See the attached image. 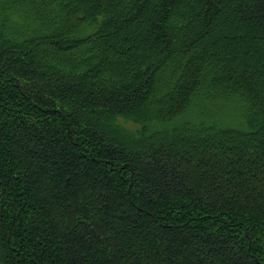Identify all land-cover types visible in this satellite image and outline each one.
Wrapping results in <instances>:
<instances>
[{
  "label": "trees",
  "instance_id": "16d2710c",
  "mask_svg": "<svg viewBox=\"0 0 264 264\" xmlns=\"http://www.w3.org/2000/svg\"><path fill=\"white\" fill-rule=\"evenodd\" d=\"M0 264H264V0H0Z\"/></svg>",
  "mask_w": 264,
  "mask_h": 264
},
{
  "label": "rangeland",
  "instance_id": "374dc122",
  "mask_svg": "<svg viewBox=\"0 0 264 264\" xmlns=\"http://www.w3.org/2000/svg\"><path fill=\"white\" fill-rule=\"evenodd\" d=\"M223 109L225 110L227 116H232V112L230 108H228L227 106L226 107L224 106ZM221 112L223 113L224 111H221ZM223 119H224L223 117L220 118V120H223Z\"/></svg>",
  "mask_w": 264,
  "mask_h": 264
}]
</instances>
